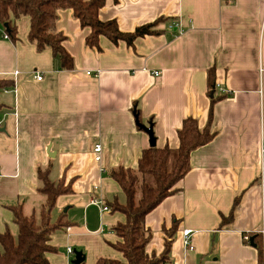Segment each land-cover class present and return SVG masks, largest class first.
Wrapping results in <instances>:
<instances>
[{
  "label": "crops",
  "instance_id": "obj_1",
  "mask_svg": "<svg viewBox=\"0 0 264 264\" xmlns=\"http://www.w3.org/2000/svg\"><path fill=\"white\" fill-rule=\"evenodd\" d=\"M98 17L115 19L122 32L164 20L131 45L101 35L96 49L85 44L89 28L71 9H58L55 27L71 69L28 40L27 15L16 20L14 41L0 23V81L12 84L0 88V232H17L10 205L22 202L26 213L40 205L37 169L48 168L51 181L71 187L55 201L53 216L62 212L69 223L51 234L48 264H73L69 247L82 251L84 264L123 261L111 244L119 240L113 226L125 217L106 205L122 191L109 170L135 168L150 147L137 120L151 124L154 146L174 150L177 129L192 116L213 137L191 151L174 191L145 215V250L159 255L169 238L163 264H264V0H105ZM232 207V219L219 227Z\"/></svg>",
  "mask_w": 264,
  "mask_h": 264
},
{
  "label": "trees",
  "instance_id": "obj_2",
  "mask_svg": "<svg viewBox=\"0 0 264 264\" xmlns=\"http://www.w3.org/2000/svg\"><path fill=\"white\" fill-rule=\"evenodd\" d=\"M104 3L105 0H0V23L4 27V33L14 41L16 20L22 15H27L30 19L28 40L34 43L38 50L50 49L52 55L59 60L61 68L71 69L73 58L63 46L65 36L55 27L58 9H71L80 26L89 28L85 44L96 49H99L98 41L101 35L113 43L123 40L131 45L139 36L157 33V30L153 29L154 25L164 20L159 18L136 26L131 32H122L115 19H99L98 11ZM212 73L211 68L208 74L209 89L215 87L212 83ZM11 86L12 84H3L0 81V88ZM213 134L208 127L201 129L196 118L187 116L177 129L176 149L172 150L168 146H150L142 150L135 168L118 165L109 170V175L118 183L125 196L123 203L116 197L106 202L111 211H119L125 217L123 222L113 226L112 229L119 240L111 244L122 253L124 260L100 257L95 264H163L167 261L171 244L169 238H165L164 248L159 255L146 252L145 246L151 237V231L145 227L144 217L174 191L175 184L190 167L191 151L209 142ZM37 179V190L43 198L37 208L26 213L22 202L10 205L17 232L15 235L9 229L0 232V264H48L46 255L54 250L49 244L51 234L65 229L69 223L64 219V213L59 212L56 216L52 214L57 196L71 192L69 182L65 184L63 178L51 181L48 168H38ZM237 200L238 198H235L233 207ZM233 207L227 215H222L219 227L230 222ZM174 229L173 224L166 230L167 235L171 237ZM246 236L247 239H243L248 243L249 236ZM253 243L258 249V260L261 262L259 242L254 240Z\"/></svg>",
  "mask_w": 264,
  "mask_h": 264
},
{
  "label": "built area",
  "instance_id": "obj_3",
  "mask_svg": "<svg viewBox=\"0 0 264 264\" xmlns=\"http://www.w3.org/2000/svg\"><path fill=\"white\" fill-rule=\"evenodd\" d=\"M173 23H174V25H176L175 22H173ZM172 24H170V26H172ZM3 37L4 38H8V36H7L6 33H3ZM155 74H157V73H155ZM36 78L37 79H40L41 76L40 75H36ZM220 92H224V90L222 91V89H221ZM100 150H101V146L99 144H96L94 146V148H93V151H94V154H95L94 155V159L95 160H99L100 159ZM93 202L94 203H97L98 201L97 200H93ZM102 209L107 210L108 208L105 205H103L102 206ZM182 236H183V244L187 247V249H192L193 248V245L191 243V231L189 229H184L183 232H182ZM244 238L247 239V236H244ZM67 251L69 253H71V254L73 253L72 252L73 250L70 247L67 248Z\"/></svg>",
  "mask_w": 264,
  "mask_h": 264
},
{
  "label": "water",
  "instance_id": "obj_4",
  "mask_svg": "<svg viewBox=\"0 0 264 264\" xmlns=\"http://www.w3.org/2000/svg\"><path fill=\"white\" fill-rule=\"evenodd\" d=\"M4 26H6V25H4ZM137 124L139 127H141L142 129H144L147 132V134L149 136V145L154 146L155 145V138L153 136L151 124H149L148 126H145L144 124H141L138 120H137ZM1 130H4V127H0V131ZM250 243L253 244V237H250ZM72 252L74 255V257L71 260L73 264H79V263L83 262L84 255H83L81 250L74 249Z\"/></svg>",
  "mask_w": 264,
  "mask_h": 264
},
{
  "label": "rangeland",
  "instance_id": "obj_5",
  "mask_svg": "<svg viewBox=\"0 0 264 264\" xmlns=\"http://www.w3.org/2000/svg\"><path fill=\"white\" fill-rule=\"evenodd\" d=\"M172 158H173V157H171V161L173 160ZM117 196L119 197L120 202H122L123 194L121 193V194H118ZM119 200H118V201H119Z\"/></svg>",
  "mask_w": 264,
  "mask_h": 264
}]
</instances>
